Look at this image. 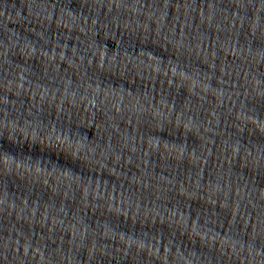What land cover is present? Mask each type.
Wrapping results in <instances>:
<instances>
[{
    "label": "water",
    "instance_id": "1",
    "mask_svg": "<svg viewBox=\"0 0 264 264\" xmlns=\"http://www.w3.org/2000/svg\"><path fill=\"white\" fill-rule=\"evenodd\" d=\"M0 264H264V0H0Z\"/></svg>",
    "mask_w": 264,
    "mask_h": 264
}]
</instances>
